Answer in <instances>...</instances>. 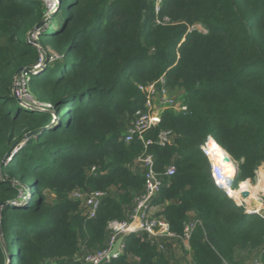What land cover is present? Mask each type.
<instances>
[{"label":"trees","instance_id":"obj_1","mask_svg":"<svg viewBox=\"0 0 264 264\" xmlns=\"http://www.w3.org/2000/svg\"><path fill=\"white\" fill-rule=\"evenodd\" d=\"M60 1L61 16L53 12L46 27L42 0H0V264H85L81 255L105 248L109 224L124 221L144 193L132 168L144 148L123 136L145 104L139 86L162 77L188 112L165 111L149 136H176L149 149L163 175L159 215L178 235L191 216L201 220L192 264L260 254L264 218L217 188L200 147L212 136L238 164L235 187L255 183L264 165V0H161L159 12L156 0L145 10L144 0ZM34 34L38 45L27 41ZM52 52L59 59L38 67ZM21 69L43 108L15 95ZM171 166L175 174L164 176ZM74 190L106 193L94 219L70 199ZM170 261L135 233L104 264Z\"/></svg>","mask_w":264,"mask_h":264},{"label":"built area","instance_id":"obj_2","mask_svg":"<svg viewBox=\"0 0 264 264\" xmlns=\"http://www.w3.org/2000/svg\"><path fill=\"white\" fill-rule=\"evenodd\" d=\"M156 4V11L159 12L161 0H156ZM157 23L160 24V20H157ZM196 27L193 29H197ZM204 31L206 32L205 29ZM21 75L29 76L26 71ZM139 89L146 96L145 104L143 108L135 112L134 117L124 133L123 140L126 144L138 141L144 148V152L134 161L132 166L134 170L140 171L144 177V193L136 199L127 221H114L109 224L111 235L105 248L93 254L80 256V259L85 264L109 263L112 259L122 254L125 239L135 233L146 234L153 244H157L161 252H167L169 247L174 243L181 244L184 251L189 253L190 258L188 256V259L190 264H192L191 239L197 228L202 225V222L195 216H191L184 224L183 233L178 235L171 230L168 221L159 215L160 211L158 206L154 205V203L164 187L163 175L157 172L155 157L149 153V149L153 144H157L160 147H168L175 143L176 136L170 130H161L156 140L149 137L161 125L163 113L167 110H173L177 114H186L188 112V106L185 103L183 94L174 95L171 93L165 77L155 82H149L146 85H140ZM213 143L222 148L210 136L201 145L200 149L209 161L211 177L217 188L235 206L242 208L246 214L258 215L264 218V204L262 200H256L257 202L253 206L252 201L254 198L248 189L242 187L244 182H241L238 187L234 186V171L237 167L233 159L222 148L227 153L230 159L229 162L233 165L234 169L230 171L226 165L228 164L226 163L228 160L223 161L218 159L217 153L214 152ZM96 171V167H93L92 172L95 173ZM175 171V168L171 166L166 170L164 176L172 177ZM247 181L249 182L250 180ZM245 192L248 193L247 197L243 195ZM105 197L106 193L99 190H74L70 194V199L81 204L85 215L89 219H94L97 216ZM119 240H122L120 249L112 257V251ZM260 254L259 257L255 258L249 264H264V247Z\"/></svg>","mask_w":264,"mask_h":264},{"label":"rangeland","instance_id":"obj_3","mask_svg":"<svg viewBox=\"0 0 264 264\" xmlns=\"http://www.w3.org/2000/svg\"><path fill=\"white\" fill-rule=\"evenodd\" d=\"M44 5H45V9H46V15H47V23H46V27H48V23L50 21V18L53 14V12H56V8L58 3L60 2V0H42ZM156 4V3H155ZM157 5V4H156ZM63 11L62 6H60V9H58V15L61 16V13ZM197 29H199L202 32H205L204 29L201 26H197ZM29 43L31 44H37L38 43V36L37 34H34L32 36H30V39L27 40ZM38 45V44H37ZM52 57L50 58V61H44V56H42V61H44V65H40L38 67L40 68H44V66L46 64H49L48 66H51V64H53L55 61H57L59 59L58 56L54 55V53L52 52ZM28 82H29V77H27L26 75H20L17 83H16V90H15V95L17 97H19V99L23 102V106L31 108V109H37V108H43V106L45 105L43 101L38 100L34 94H32V92H30L29 87H28ZM171 93L174 95H179L182 94V92L176 88V89H170ZM235 166L238 168V164L234 161ZM260 170L264 171V165L262 167L259 168V170L257 171V179L255 181V183L250 182V185L252 187H254V190H257L258 188H256L259 185V173ZM245 182V181H244ZM239 185V184H238ZM238 187V186H237ZM253 194V195H252ZM256 194V195H255ZM252 197L254 198V200L252 201V205L254 206L256 204V200L261 199L262 203L264 204V191H260V192H251ZM48 196V198L53 199L54 196H50V195H46ZM256 197V198H255ZM50 200V199H49ZM54 200V199H53ZM131 210H127L126 212V219L124 221H117V222H125L129 219ZM114 222V221H112ZM111 235V230L109 229V236ZM181 244L178 243H174L172 244V246L169 247L168 251H169V255L171 257V261L170 264H190V261L188 259L189 253L185 252L183 247H181ZM84 253V251H83ZM85 254V253H84ZM261 254H255V253H240L239 256L240 257H244V264H249L250 262H252L255 258L259 257ZM252 256L253 259H252ZM190 258V256H189ZM135 262H137V260H135Z\"/></svg>","mask_w":264,"mask_h":264},{"label":"bare ground","instance_id":"obj_4","mask_svg":"<svg viewBox=\"0 0 264 264\" xmlns=\"http://www.w3.org/2000/svg\"><path fill=\"white\" fill-rule=\"evenodd\" d=\"M213 147H214V152L217 153L218 159L219 160H223V161L224 160L225 161L228 160L226 162L228 164H226V165L228 166L230 171L233 170L234 169L233 165L229 162L230 159L228 158L227 153L224 150H222V148L218 147L215 143H213ZM259 178H260V181H259V185L256 187V188H258L257 190H254V187H252L248 181H245L242 184V187L248 189V191H250L252 193L253 192L257 193V192H260V191H264V171L263 170H260Z\"/></svg>","mask_w":264,"mask_h":264},{"label":"water","instance_id":"obj_5","mask_svg":"<svg viewBox=\"0 0 264 264\" xmlns=\"http://www.w3.org/2000/svg\"><path fill=\"white\" fill-rule=\"evenodd\" d=\"M60 5H61V1L58 3L56 10H58L60 8ZM142 9L143 10L146 9V0L143 1ZM23 71H24L23 69L20 70V72H23ZM10 155H11V153L6 157V160L9 159ZM237 174H238V168H236L235 171H234V179L237 176ZM243 195H244V197H247L248 193L245 192ZM121 243H122V240H119L117 242V244L115 245V247H114V249L112 251V254H111L112 257H114L118 253V251L120 249V246H121Z\"/></svg>","mask_w":264,"mask_h":264},{"label":"crops","instance_id":"obj_6","mask_svg":"<svg viewBox=\"0 0 264 264\" xmlns=\"http://www.w3.org/2000/svg\"><path fill=\"white\" fill-rule=\"evenodd\" d=\"M159 211H160V208L158 207Z\"/></svg>","mask_w":264,"mask_h":264}]
</instances>
